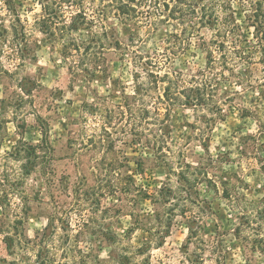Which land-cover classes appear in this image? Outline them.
Returning <instances> with one entry per match:
<instances>
[{
    "label": "rangeland",
    "instance_id": "obj_1",
    "mask_svg": "<svg viewBox=\"0 0 264 264\" xmlns=\"http://www.w3.org/2000/svg\"><path fill=\"white\" fill-rule=\"evenodd\" d=\"M14 1L29 33H12L13 18L0 0V203H13L11 211L2 213L0 208V264H40L37 249L29 243L42 235L55 201L69 206L79 183L96 186L94 167L115 157L134 180L107 184L106 219L97 223L96 240L88 245L85 240L82 246L91 249L88 264H264V252L252 248V232L237 234L245 206L264 196V66L241 67L240 75L223 82L205 106L174 109L166 131L170 161L175 166L181 161L204 167L211 180L194 186L185 202L177 174L170 166L157 164L152 151L135 141L130 114L105 130L94 111H118L126 103L125 95L132 106L137 85L134 57L121 58L130 39L132 51L147 57L163 53L170 34L182 35L186 50L171 71L188 78L207 66L204 45L216 39L215 30L207 26L198 33L194 26L184 30L163 24L152 32L113 20L111 27L122 46L107 53L106 72L92 80L76 78L61 48L52 49L37 28L39 1ZM246 33L252 39L247 29ZM88 35L86 30L78 34L84 40ZM21 84L33 90L30 98H18ZM37 114L49 125L51 159L42 170L26 176L24 166L31 168L35 159L29 160L25 151L33 154L44 138ZM142 140L148 142L146 137ZM150 189H172L182 200L173 205L187 207L185 217L178 207L173 227L161 242L165 230L157 221L160 206L146 196ZM22 197L31 205L16 218L13 211H18ZM8 233L22 239L21 251L8 250L4 242ZM56 255L55 264L66 263V252Z\"/></svg>",
    "mask_w": 264,
    "mask_h": 264
},
{
    "label": "trees",
    "instance_id": "obj_2",
    "mask_svg": "<svg viewBox=\"0 0 264 264\" xmlns=\"http://www.w3.org/2000/svg\"><path fill=\"white\" fill-rule=\"evenodd\" d=\"M38 1L42 12L36 21L37 28L47 37L52 49L61 48V56L69 62L70 73L76 78L84 76L92 80L98 73L106 72L107 53L122 46L111 27L113 20L138 29L148 28L152 32L163 24L182 26L184 30L194 26L198 33L199 28L207 26L215 30L216 39L204 45L208 55L207 66L188 78L181 72L171 71L172 64L186 50L187 39L182 35L175 32L170 34L164 40L166 47L163 53L158 52L156 56L147 57L132 51L133 41L130 39V43L124 46L121 58L126 60L128 57H134L132 65L135 68L133 74L137 85L132 95V106L128 100L130 97L125 95L126 103L120 106L118 111L106 114L100 109L94 111L96 118L104 122L105 130L116 125V120L121 121L130 114L135 141L152 151L157 164H166L172 168L174 174H177L183 185L181 191L185 193V202L190 199L194 186L205 181L211 182L204 167H193L181 161L176 167L170 161L166 131L172 113L177 107L205 106L209 104L212 100L211 95L223 82H230L232 77L240 75L238 71L241 67L255 69L254 66L258 63L264 66V0ZM4 5L9 16L13 18L10 26L12 33L19 35V31H22V34L27 36L29 33L27 25L24 24L15 1L4 0L3 9ZM4 28L5 26L2 29ZM246 29L252 35V39H249ZM83 30L89 34L85 40L78 36ZM19 87L18 98L25 100L27 96L32 95L33 90L28 85L21 84ZM154 93L158 96L154 97ZM36 120L44 138L33 148V154L25 151L29 160L35 159L31 168L27 164L24 166L27 170L26 176L37 168L42 170L51 159L49 125L40 114L36 115ZM143 137L148 138L145 144L142 142ZM119 158L115 157L105 164L98 163L94 167L96 186L88 188L87 184L79 183L73 197L74 201L69 206L63 207L55 201L42 235L29 243L32 244V248L37 249L38 263L55 264L58 257L56 254L60 251L66 252L67 255L64 264L89 263L92 257L91 249L85 246V250L82 246L85 240L87 245L96 240L95 237L99 236L96 233L97 223L106 219L107 209L103 206V200L108 196L107 184L117 182L115 186H119L126 181L134 180L129 170L123 169V163ZM123 158L125 160L126 156ZM115 164L120 168H114ZM175 167L177 171L174 170ZM146 194L147 198L160 206V211L156 213L157 221L165 230V236L159 239L161 242L169 235L176 212H180L178 207L181 205H173L172 202L176 199L182 202L179 200L181 196H175L172 189H150ZM20 200V204H17L18 211H13L16 218H19L20 212L25 213L31 205V201L25 197ZM167 204L172 205L166 207ZM181 207L184 212L182 216L185 217L187 213L184 210L187 207L186 205ZM0 208L2 213L11 211L13 203L1 200ZM167 210L170 212H166ZM244 210L246 214L242 215V218L245 220L242 226L238 227L237 234L240 236L251 231L254 237L253 250L264 252V196L259 203L247 204ZM162 212L164 214H161ZM191 230L194 235L196 231ZM4 242L10 252L21 251L24 247L22 239L12 233L5 236Z\"/></svg>",
    "mask_w": 264,
    "mask_h": 264
}]
</instances>
